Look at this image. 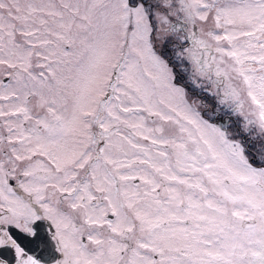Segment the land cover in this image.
<instances>
[{
	"label": "snow or ice",
	"instance_id": "1",
	"mask_svg": "<svg viewBox=\"0 0 264 264\" xmlns=\"http://www.w3.org/2000/svg\"><path fill=\"white\" fill-rule=\"evenodd\" d=\"M0 264H264V0H0Z\"/></svg>",
	"mask_w": 264,
	"mask_h": 264
}]
</instances>
